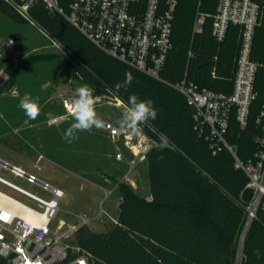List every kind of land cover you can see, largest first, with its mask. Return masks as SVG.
<instances>
[{"label": "trees", "instance_id": "1", "mask_svg": "<svg viewBox=\"0 0 264 264\" xmlns=\"http://www.w3.org/2000/svg\"><path fill=\"white\" fill-rule=\"evenodd\" d=\"M72 0H60L65 11ZM262 17L256 28L252 58L259 65L250 117L241 129L236 119L230 123L228 139L238 146L243 162L255 160L259 133L256 118L264 107V0H256ZM219 0H179L173 27V48L162 73L168 82L187 75L200 86L231 93L240 49V28L230 26L226 40L212 35L213 20H206L204 31L193 34L197 10L214 14ZM200 5V6H199ZM1 11L11 19L25 22L6 2ZM47 10L37 2L32 12ZM44 31L63 50V64L69 75L92 90L118 95L129 105V96L151 100L155 120L140 125L155 142L147 153L152 191L150 200L140 196L127 183L122 192L120 213L115 227L94 232L81 225L74 238L88 256L89 264H236L238 240L256 192L248 187L249 178L234 166L225 149L213 154L209 142L194 126V109L183 94L167 83L155 80L112 58L85 38L62 15L46 16ZM27 60L24 63H26ZM125 73L133 82L123 84ZM170 141L160 148V136ZM242 264H264V211L259 208L245 237ZM0 264H7L0 258Z\"/></svg>", "mask_w": 264, "mask_h": 264}, {"label": "built area", "instance_id": "2", "mask_svg": "<svg viewBox=\"0 0 264 264\" xmlns=\"http://www.w3.org/2000/svg\"><path fill=\"white\" fill-rule=\"evenodd\" d=\"M4 1L11 4L19 16L27 19L32 7L37 2L43 3L50 13L65 17L85 38L112 58L167 83L183 94L194 109L195 129L209 142L213 154L227 150L234 159L235 168L249 178V184L256 192L250 218L256 217L259 208L264 211V107L256 118L259 133L255 136V160L243 162L238 155V146L228 139L233 119L237 120L241 129L246 128L256 98L259 65L253 60L252 52L261 16V7L256 0H219L214 14L200 9L196 13L194 35L203 33L208 18L213 20L212 35L219 43L226 40L230 26L240 28V49L233 90L229 94L200 86L189 80L187 75L173 83L163 78L162 73L173 48V27L179 0H72L68 11L61 6L60 0ZM58 98L62 100L65 113L52 119V124L71 116L68 106L73 96L59 94ZM96 100L101 104L126 107L118 97L107 101L97 97ZM99 118L103 126L97 129L114 139H123L133 151V163L136 159L147 157L151 144L141 127L136 132L122 130L114 121ZM121 158L119 154L117 159ZM1 171L39 185L51 193L52 198L47 200L27 191L4 178ZM0 184L36 202V207H31L0 191V258L7 264H89L88 256L81 251L74 238L79 227L64 230L65 225L61 224L59 232H54L52 228L59 212V201L66 197L62 189L1 158ZM26 212L40 218V222L28 220ZM68 239L75 243L66 244Z\"/></svg>", "mask_w": 264, "mask_h": 264}, {"label": "rangeland", "instance_id": "3", "mask_svg": "<svg viewBox=\"0 0 264 264\" xmlns=\"http://www.w3.org/2000/svg\"><path fill=\"white\" fill-rule=\"evenodd\" d=\"M8 5L14 9L11 4ZM49 15L53 14L45 9L31 11L29 18H24L25 22H19L0 9V158L35 173L41 180L67 194L59 201V212L52 223L54 232H59L62 222L64 230L86 223L94 232H108L115 227L117 222L114 219L119 214V194L115 192L111 195L109 188L120 189L119 183L124 182L120 178L129 170V165H123L124 161L119 162L116 158L123 154V158L126 156L130 160L133 154L126 148L123 139H114L97 128L78 132L77 139L69 143L64 139V133L74 122L71 116L51 123L52 119L65 113L59 94L73 96L74 90L83 84L68 74L60 43L42 28V21ZM25 93L39 98L41 114L36 120H30L18 107ZM93 96L102 97L103 101L118 97L125 103L126 107L98 102L95 105L99 117L119 125L129 107L124 99L95 90ZM142 133L150 139L151 149L155 142L143 129ZM145 172H148L147 164L143 165V170L131 175L139 179L140 194L143 196L149 192ZM1 173L7 180L41 198H52V194L39 185L28 183L10 172ZM248 187L252 188L250 184ZM0 191L25 205L36 207L32 199L1 184ZM250 210L251 206L247 209V221L238 240L236 264H242L243 232L248 220V230L253 221ZM74 243L69 239L66 241L68 245Z\"/></svg>", "mask_w": 264, "mask_h": 264}, {"label": "clouds", "instance_id": "4", "mask_svg": "<svg viewBox=\"0 0 264 264\" xmlns=\"http://www.w3.org/2000/svg\"><path fill=\"white\" fill-rule=\"evenodd\" d=\"M131 73H125L123 84L117 83L115 91L119 92L121 88H127L133 82ZM39 98H33L30 93H25L19 100L18 107L22 109L30 120H36L41 114V105ZM96 98L93 96V90L84 84L77 87L73 93V99L69 104V112L74 122L66 129L64 139L71 143L77 139V133L82 131H91L93 128L103 126V121L99 118L95 105ZM129 107L124 111L119 121L122 130L139 131L142 124H146L149 120H155L157 111L151 100H140L136 95L129 96ZM51 118V113L48 114ZM170 145L168 138L161 134L160 148H167Z\"/></svg>", "mask_w": 264, "mask_h": 264}, {"label": "crops", "instance_id": "5", "mask_svg": "<svg viewBox=\"0 0 264 264\" xmlns=\"http://www.w3.org/2000/svg\"><path fill=\"white\" fill-rule=\"evenodd\" d=\"M124 144H125V141H124ZM126 148H129V151L133 154V151L130 149V147L127 146ZM121 155H122V158L119 159V160L116 158V160L119 161V162H123L124 161L123 165H127V166L129 165V170L126 171L125 175H123L120 178V180H122L124 182L127 180L125 183L129 184L136 193H138L140 196L145 197L146 199L150 200L152 198V191H151V186H150L149 165H148V162H147V158H145L143 160L136 159V162L133 163V161L135 160L134 154H133V157L130 156V160L129 159H126V156L123 158V154H121ZM132 158H134V159L132 160ZM122 159H124V160H122ZM144 164H147V167H148V172H145V177H146V179L148 181L149 192L147 193L146 196H143V195L140 194V192H142V189H141V185H140L139 179L136 176H133V177L131 176L133 174V172L134 173H137L140 170H143V165ZM137 166H138V169H137ZM139 166H141V167H139ZM145 171H146V169H145ZM109 189H110V191L112 190L110 192L111 195H113L115 192H117L119 194V202H118V205H119V213H120V204H121L122 197H123L122 192L118 188L117 189L116 188H109ZM66 196H67V194H66ZM118 217H119V214L116 216L117 220H118ZM116 218L114 219L115 222H117ZM62 224H64V223L62 222ZM80 226L81 225H79V226H70V227L78 228Z\"/></svg>", "mask_w": 264, "mask_h": 264}, {"label": "bare ground", "instance_id": "6", "mask_svg": "<svg viewBox=\"0 0 264 264\" xmlns=\"http://www.w3.org/2000/svg\"><path fill=\"white\" fill-rule=\"evenodd\" d=\"M25 217L30 220V221H33L35 223H39L40 222V218H35L33 217L29 212H26L25 213Z\"/></svg>", "mask_w": 264, "mask_h": 264}, {"label": "water", "instance_id": "7", "mask_svg": "<svg viewBox=\"0 0 264 264\" xmlns=\"http://www.w3.org/2000/svg\"><path fill=\"white\" fill-rule=\"evenodd\" d=\"M249 224H250V220H248L247 224H246V227L244 229V232H243V241L245 240V237H246V234H247V231H248V227H249Z\"/></svg>", "mask_w": 264, "mask_h": 264}]
</instances>
